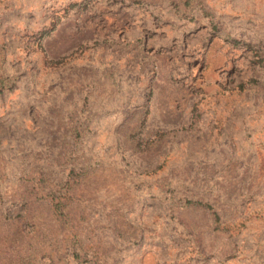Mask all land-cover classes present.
Segmentation results:
<instances>
[{
    "label": "rangeland",
    "instance_id": "1",
    "mask_svg": "<svg viewBox=\"0 0 264 264\" xmlns=\"http://www.w3.org/2000/svg\"><path fill=\"white\" fill-rule=\"evenodd\" d=\"M0 264H264V0H0Z\"/></svg>",
    "mask_w": 264,
    "mask_h": 264
}]
</instances>
